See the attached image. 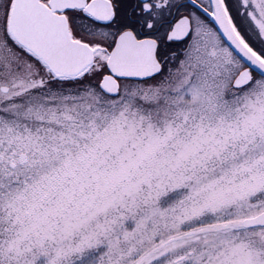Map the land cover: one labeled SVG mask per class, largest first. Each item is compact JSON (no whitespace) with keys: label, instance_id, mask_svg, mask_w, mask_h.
Masks as SVG:
<instances>
[{"label":"snow or ice","instance_id":"obj_1","mask_svg":"<svg viewBox=\"0 0 264 264\" xmlns=\"http://www.w3.org/2000/svg\"><path fill=\"white\" fill-rule=\"evenodd\" d=\"M0 264H264V0H0Z\"/></svg>","mask_w":264,"mask_h":264}]
</instances>
